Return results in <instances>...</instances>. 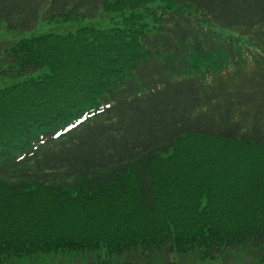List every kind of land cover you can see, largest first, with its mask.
<instances>
[{
	"label": "trees",
	"instance_id": "trees-1",
	"mask_svg": "<svg viewBox=\"0 0 264 264\" xmlns=\"http://www.w3.org/2000/svg\"><path fill=\"white\" fill-rule=\"evenodd\" d=\"M0 22L49 26L2 54L0 264L264 263V0H0Z\"/></svg>",
	"mask_w": 264,
	"mask_h": 264
},
{
	"label": "rangeland",
	"instance_id": "rangeland-1",
	"mask_svg": "<svg viewBox=\"0 0 264 264\" xmlns=\"http://www.w3.org/2000/svg\"><path fill=\"white\" fill-rule=\"evenodd\" d=\"M74 26H77V24ZM66 30H67L66 28H61L59 31L63 32ZM48 31H49V26L40 25L33 30L17 34V33H14L13 31L7 30L6 22H0V65H2V60H3L2 54H4L5 49L10 43L16 42L23 38H30L33 36L45 34ZM9 82H10V77L2 78L0 76V86L4 85V83H9ZM178 258L180 259V261H178ZM168 261L172 262V264H193L189 258H180L176 255H173L172 257H170ZM59 262L61 264L66 263V262L70 264H74V259L72 257H61V258L54 259V262L52 263L60 264ZM76 264H78V262ZM152 264H165V263L162 261H158ZM196 264H225V261L222 260L221 258H218L217 260H209L203 263H196ZM228 264H229V261H228ZM230 264H257V263L255 261V258L251 254L249 255L240 254L238 256H234Z\"/></svg>",
	"mask_w": 264,
	"mask_h": 264
}]
</instances>
